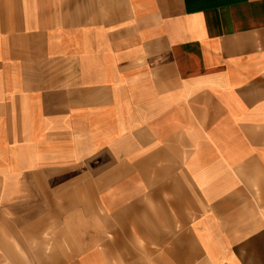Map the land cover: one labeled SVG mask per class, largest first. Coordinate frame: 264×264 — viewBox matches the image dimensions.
Returning a JSON list of instances; mask_svg holds the SVG:
<instances>
[{
  "label": "crops",
  "instance_id": "crops-1",
  "mask_svg": "<svg viewBox=\"0 0 264 264\" xmlns=\"http://www.w3.org/2000/svg\"><path fill=\"white\" fill-rule=\"evenodd\" d=\"M0 264H264V0H0Z\"/></svg>",
  "mask_w": 264,
  "mask_h": 264
}]
</instances>
